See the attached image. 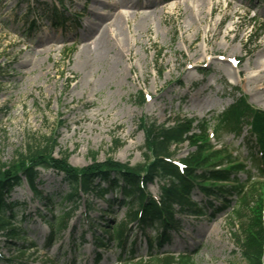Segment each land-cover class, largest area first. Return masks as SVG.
Here are the masks:
<instances>
[{"label": "rangeland", "instance_id": "obj_1", "mask_svg": "<svg viewBox=\"0 0 264 264\" xmlns=\"http://www.w3.org/2000/svg\"><path fill=\"white\" fill-rule=\"evenodd\" d=\"M117 1L0 0V171L18 167L21 156L45 142L53 159H65L76 170L108 162L143 165L148 161L147 120L160 125L178 115L210 120L233 102L232 87H239L248 103L264 109V67L257 69L264 64V0H152L157 13L145 29L137 28L139 16L125 22L129 51L123 48L118 69L108 73L106 63L98 62L83 71L77 66L82 41L102 25L105 16L115 13ZM135 1L128 0L131 5ZM53 12L63 16V26L48 19ZM218 22L221 25L216 27ZM231 58L238 64L232 65ZM142 94L145 101L140 103ZM200 133L195 127L191 141L176 150V160L195 154V144L203 140ZM209 133L213 148L201 155L203 167L214 169L223 163L220 168L228 169L226 155L233 153L256 171L246 158L243 137L226 134L217 140ZM239 176L246 178L243 172ZM41 178L44 183L39 189L53 194L56 202L69 191L64 176L54 170L42 171ZM255 181L260 196L251 200L242 222H234L235 228L233 208L183 217L181 230L156 252L164 257L188 250L194 253L195 264H245L234 231L240 230L238 235L246 241L251 238L258 247L264 242V179ZM211 183L218 184H206ZM148 191L157 197L160 183H149ZM12 196L26 201L31 215L42 208L25 181ZM194 197L201 200L202 194L195 191ZM89 199L91 217L108 209L92 195ZM65 206L59 205L55 212ZM83 212L82 205L69 231L49 250L44 246L48 226L28 216V241H36L38 248L23 258H29V264H70L72 258L75 264H95L100 252L102 260L97 264H120L118 250L95 248ZM125 213V208L113 204L108 218L120 221ZM134 238L137 252L130 264L150 261L139 229ZM75 243L74 252L71 244ZM0 249L5 257H16L12 242L1 234Z\"/></svg>", "mask_w": 264, "mask_h": 264}, {"label": "trees", "instance_id": "obj_2", "mask_svg": "<svg viewBox=\"0 0 264 264\" xmlns=\"http://www.w3.org/2000/svg\"><path fill=\"white\" fill-rule=\"evenodd\" d=\"M52 19L61 21L62 15L54 13ZM239 92V88H234V94ZM144 101L142 94L140 103ZM195 122L203 140L195 144L196 151L192 157L177 162L176 150L191 141ZM144 128L148 161L143 165L128 166L108 162L76 170L65 159H53L52 150L48 149V142H45L36 145L27 155L21 156L18 167L0 171V234L5 236L7 242H12L16 253V257H4L0 253V262L29 264L26 260L29 258L23 257L31 250H36L38 243L28 241V216L31 219L36 216L48 226L49 233L44 246L49 250L63 239L82 205L84 212L81 216L90 225L89 232L94 238L95 248L118 250L121 264H130L132 261L135 254L132 236L136 229L145 234L149 249L150 261L140 264H195L194 257L189 252L161 257L153 249L169 242L172 232L182 226V216H204L207 209L216 211L235 203L231 218L232 228H235L234 222H242L244 210L250 207L255 196L257 199L260 196L261 188L255 180L264 179V110L253 107L241 95L235 97L230 106L215 114L211 120L189 119L178 115L171 123L163 125L147 120ZM211 128L218 139L225 134L240 137L247 129L245 140L249 147V156L246 158L255 165L256 172L247 171L246 163L237 164L239 161L232 154L226 155V162L231 165L228 169L220 168L223 163L214 169L203 167L205 159L201 155L213 148L208 140V131ZM47 170L63 175L69 185V191L59 195V202L54 200L53 194H46L39 189L44 183L41 173ZM240 171L247 174L245 180L238 176ZM24 181L32 190L33 199L38 200L42 206L37 207L33 215L27 213L26 201L12 200L13 190L22 186ZM156 181L160 183L157 197L148 191V184ZM210 182L218 184H206ZM197 190L204 197L203 201L194 198ZM111 193L115 194V198L108 199L107 196ZM89 195L108 204V209L101 210L99 217L93 218L90 215L92 206ZM232 196L236 199L233 200ZM210 198L218 201L219 206ZM64 203L67 207L56 213L58 206ZM113 204L126 209L125 217L120 221L108 218L111 216ZM148 229L151 231L147 233ZM239 231H234L233 236L245 264H264V242L259 247L257 244L253 245L252 239L244 240L238 235ZM71 246L75 252L76 243ZM74 260L72 258L70 264H75ZM94 260L95 264L99 263L102 254L98 253Z\"/></svg>", "mask_w": 264, "mask_h": 264}, {"label": "bare ground", "instance_id": "obj_3", "mask_svg": "<svg viewBox=\"0 0 264 264\" xmlns=\"http://www.w3.org/2000/svg\"><path fill=\"white\" fill-rule=\"evenodd\" d=\"M189 1L191 0H187L186 3ZM208 1L198 0L199 3H207ZM155 5L156 2L152 0H146V2L136 0L132 5L128 0H118L113 5L117 9L115 13L112 16H105L102 25L97 27L95 32L91 29L88 37L82 41L85 44L78 53L77 66L83 71H89L96 63L103 62L107 65L108 73L118 69L123 57V48L127 46L129 51L128 38L124 32L125 22H128L129 17L139 16L140 22L137 24V28L139 31L145 29L152 17L157 13ZM118 8H129L133 11L123 12ZM220 25L221 22H218L216 27ZM120 44H122V47ZM261 67H264V64L258 65L257 69Z\"/></svg>", "mask_w": 264, "mask_h": 264}]
</instances>
